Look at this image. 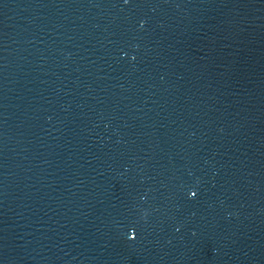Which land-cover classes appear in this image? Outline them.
<instances>
[{
	"label": "water",
	"instance_id": "1",
	"mask_svg": "<svg viewBox=\"0 0 264 264\" xmlns=\"http://www.w3.org/2000/svg\"><path fill=\"white\" fill-rule=\"evenodd\" d=\"M0 264H264V0H0Z\"/></svg>",
	"mask_w": 264,
	"mask_h": 264
}]
</instances>
